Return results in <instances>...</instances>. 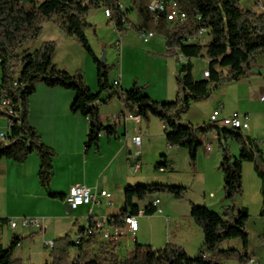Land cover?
<instances>
[{
  "label": "trees",
  "instance_id": "1",
  "mask_svg": "<svg viewBox=\"0 0 264 264\" xmlns=\"http://www.w3.org/2000/svg\"><path fill=\"white\" fill-rule=\"evenodd\" d=\"M129 1L132 7L126 10L120 7L119 0H89V3L93 7L104 4L110 9V18L120 34L126 33L131 27L140 33L154 32L165 39L168 56H176L178 51L189 58L187 63H179L177 96L172 101L156 100L137 84L132 89H120L114 81L111 83L109 67L96 55L85 33L88 23L84 11L71 0H58L47 10L38 7L33 0L30 7L24 4V0H0V97L5 94L10 96L18 112L8 140L0 139V160L13 159L21 163L31 154H37L40 159L39 182L46 189L51 185L56 152L42 140L37 129L29 122L30 97L39 83L75 92L71 111L81 113L88 119L86 150H98L102 134L119 136L118 125H106L96 105L100 101L107 102L118 97L128 112L146 121L151 117L161 120L165 126L167 143L173 147L187 148L195 164L203 145L199 133L211 132L216 125L211 122L197 125L184 123L183 115L190 111L194 103L209 99L223 83L248 77L254 68L251 59L264 55V12H257L253 7L244 8L241 0H175L179 10L187 15L185 21L175 24L169 23L163 12L158 17L151 13L149 0ZM131 9L137 11L138 24L129 19ZM46 21L56 22L66 35L74 38L92 57L97 67L98 91L93 92L82 74H71L56 65L55 41H45L39 48L22 55L18 53L29 41L41 35ZM201 29L204 32L199 35ZM206 34L211 38L202 43ZM197 57L208 60L206 70L209 76H204V72L202 78L195 76L192 59ZM224 69L228 71L227 74ZM230 138L239 143L238 157L231 155L225 145ZM219 141L223 149L220 168L224 174V201L233 203L235 197L241 194L243 163L253 162L262 183L260 215L264 216V153L260 141L244 134L241 129L230 128L221 129ZM163 157L157 162L156 169L170 168V160ZM187 191L188 187L183 185L129 184L124 191V208L107 221L108 225L123 227L128 215L138 214L141 202L156 197L160 192L183 200ZM143 210L146 214H153L157 207L150 201ZM190 214L204 235L203 248L196 256H190L184 247L171 242L161 249L136 243L127 257L119 258L114 246L103 241L98 252L93 254V245L97 243L96 231L88 235L83 228L78 242L69 234L56 239L44 264H221L218 259L208 258L205 249L215 250L223 242L232 239L242 241L243 251L236 248L220 249L219 255L224 258L236 257L242 264H248L252 257L247 252L250 215L246 207L236 209L232 204H224L223 211L218 212L206 205L191 203ZM87 226L95 228V221L90 218ZM259 238L264 241V235ZM21 241V235H14L9 246L4 247L0 238V264H23L22 259L15 257ZM73 246L79 247L75 260L70 256Z\"/></svg>",
  "mask_w": 264,
  "mask_h": 264
},
{
  "label": "crops",
  "instance_id": "2",
  "mask_svg": "<svg viewBox=\"0 0 264 264\" xmlns=\"http://www.w3.org/2000/svg\"><path fill=\"white\" fill-rule=\"evenodd\" d=\"M33 1L38 7L43 6L49 9L58 0L51 1L48 6H46L47 1ZM80 1L82 0H71L82 10ZM122 40L116 39L121 43L119 50L123 57L121 72L114 78V81L119 80V88H130L136 80L137 75L126 66L141 49V52H148V55L159 60L158 67L160 72H163L161 73L162 81L155 91L158 95H154L156 93L152 90L147 93L159 101L174 100L177 96L176 76L180 64L176 56L167 55L165 39L154 34L148 41H144L139 37L133 39L130 34H127ZM85 65L87 73L92 74L93 66L90 67L88 62ZM207 67L208 60H206ZM206 68L201 69L199 74L194 71L195 76L202 78ZM89 82V85L94 88L92 81ZM263 92L264 65L254 67L248 77L222 85L212 93L208 101L194 103L185 119L195 125L210 122L209 117L218 106H222L224 115L236 110L247 113L249 118L251 114L264 115V112L256 111L251 106L252 101L259 102ZM74 98L73 90L59 86L49 87L42 83L37 85L35 93L30 97L29 122L37 129L42 140L56 152L53 160V177L48 189L41 186L39 182L40 159L37 154H31L21 163L13 159L0 160L1 243L4 247H8L14 235H21L22 241L15 251V257L22 259L23 264H44L48 260L49 254L46 252L42 255L37 249L40 243L37 239L42 240L44 246L48 247L46 242L54 243L56 239L68 234L71 236V233H74L76 237L80 230L88 225L90 218L94 221L99 218L108 221L112 216L119 214L125 206L126 186L137 184L142 180V160H146L148 156L159 157L158 153L150 152L146 148L147 144L151 145L152 139L157 136L155 130L157 120L151 118L143 122L140 116L128 112L118 97L107 102L100 101L96 105L106 125H118L119 136L108 137L102 134L99 149L86 150L88 119L81 113L71 111ZM109 115L113 118L112 121H109ZM1 121L2 119L0 123ZM161 123L165 128L164 123L162 121ZM4 125L6 126V122ZM249 129L250 124L245 130L248 135L257 138L248 131ZM209 133L211 132L205 133L206 139L210 140L209 136H211L215 140L213 133ZM135 135L141 136L140 146L132 141ZM169 149L168 154L174 160L177 148L172 146ZM212 151L207 154L216 161L217 165L221 164L222 152L212 154ZM134 159L138 163L131 169ZM161 171L163 173L161 175L166 178L175 174V172H167V169ZM72 185L89 188L96 196L95 201L72 209L65 200ZM102 190L109 192L110 196L100 195ZM54 194L57 196H53ZM204 196L207 207L214 205L217 194L213 190L209 191L208 197L205 193ZM172 197L170 194L154 197L152 201L155 198L160 200L159 208L153 214L144 212L139 215V227L135 233L129 231L124 224L123 228L126 230L115 247V253L119 258L127 257L134 250L136 243L161 249L171 242L184 247L190 256H196L199 253L204 245V235L190 214V204L194 202ZM216 200L218 202V199ZM220 202L222 203V199ZM143 208L141 206V210ZM23 216L39 217L42 219V224L31 225L28 228H12L7 224V219H18ZM95 233L97 243L93 245V254L98 252L100 242L105 241L101 232ZM123 248L127 250L124 255H122ZM78 253L74 259L71 258L75 260ZM256 262L260 264L258 259Z\"/></svg>",
  "mask_w": 264,
  "mask_h": 264
},
{
  "label": "rangeland",
  "instance_id": "3",
  "mask_svg": "<svg viewBox=\"0 0 264 264\" xmlns=\"http://www.w3.org/2000/svg\"><path fill=\"white\" fill-rule=\"evenodd\" d=\"M47 1V0H44ZM51 1H47V5L51 4ZM81 6L83 7L85 19L88 23L85 27V33L89 39V42L96 53V55L102 60L105 58L104 62L109 67V81L112 83L114 81L115 75H118L121 72L122 68V52L116 47V39L122 40L127 34H130L132 38H140L142 40L141 33L135 28L131 27L126 33L120 34L115 29L112 19L106 15L104 4H101L100 7H93L90 5L89 0H82ZM31 0H24V4L27 7L31 6ZM119 3L122 5L123 9H129L132 7V4L129 0H119ZM242 6L244 8L253 7V0H241ZM41 5V4H40ZM43 10L48 8L43 7ZM129 19L134 24L139 23L138 15L136 9H131L128 13ZM158 35V34H157ZM158 37H163L158 35ZM210 36L206 34L202 43L208 42ZM55 41L56 50L54 53V62L56 65L61 68L69 71L71 74H82L86 84L93 90V92L98 91V79H97V67L93 62L92 57L88 52L72 37H69L64 33L60 26L54 21H46L43 23V30L41 35L29 41L25 46H23L18 53L20 55L34 51L39 48L45 41ZM123 42V40H122ZM143 42V41H142ZM123 45V43H122ZM139 47V46H138ZM108 51V54H107ZM158 59H155L148 55V52L143 53L141 49L136 52V55L132 58L131 61L127 64V69L132 70V73H135L136 80L133 81L132 86L127 89H132L135 84L140 87H143L146 91L152 90L153 93L158 89L160 81H162L161 73L158 67ZM194 64V71L196 74H199L201 69L206 68V59L197 57L192 59ZM86 62L93 66L92 74H88L86 70ZM251 63L254 64V67H261L264 65V55L258 56L255 60L251 59ZM227 70L224 69V73L227 74ZM0 77H1V67H0ZM138 77V78H137ZM89 81H92L94 88L89 85ZM231 82L227 81L222 85ZM221 85V86H222ZM220 86V87H221ZM219 87V88H220ZM218 88V89H219ZM217 90V89H216ZM215 90V91H216ZM214 92V91H213ZM154 95H158L157 93ZM162 101V100H161ZM172 101V100H166ZM208 101H202L206 102ZM201 102V103H202ZM251 106L254 110L264 112V103L259 100V102L252 101ZM205 109V108H204ZM191 110V109H190ZM240 111V110H238ZM190 112V111H189ZM189 112L183 115L182 122L189 123L186 120ZM241 113H245L240 111ZM112 121L113 118L111 115L108 117ZM156 121L155 130L157 136L152 139V144H147L146 148L150 152L155 151L159 156H148L146 160H142V180L137 184H170V185H183L188 187L186 198L191 200L198 205H206L204 202L205 196L204 193L209 196V191L213 190L217 194L218 202L214 203L210 208L212 211L222 212L224 204H232L236 209L241 207H246L249 212V221L247 225V231L249 233V246L247 252L251 257H255L259 260L260 264H264V241L260 240V236L264 235V216L260 215L262 208V192H261V179L258 177L254 163L246 161L243 164V179H242V192L241 194L235 197L233 203L229 201H224L225 190H224V174L220 168V164H216V161L207 154L204 146L202 145L198 151L197 160L194 164L190 158L189 150L184 147H175L177 148L175 159H171V155L168 154L169 146L165 139V128L163 127L161 120L156 117H151ZM150 118V119H151ZM250 131L253 135H256L257 139L260 141L262 149L264 148V115H252L249 118ZM143 122H147L143 119ZM202 123V122H201ZM5 120L2 119L0 125L2 128H5ZM244 134H247V130L242 129ZM212 133V132H211ZM209 133V134H211ZM209 139L213 143L212 154L223 152L220 141L212 139L209 136ZM229 142L225 145L228 147L231 155L238 157L240 153L239 143L236 139L230 138ZM160 151V152H159ZM167 156L172 160L170 168H167V172H175V174L169 177H163L160 169H156L158 161L164 159L162 156ZM155 155V154H154ZM157 159V160H156ZM169 159V160H170ZM133 166H130L132 169L138 163L136 159L132 160ZM220 161V160H219ZM218 163V162H217ZM220 163V162H219ZM217 166H213V165ZM163 194H168L160 192L157 196H163ZM155 197V196H154ZM154 197H150L146 202H141L140 205L144 207L148 204ZM173 198V197H172ZM222 199V203L219 201ZM183 199V200H185ZM72 239H75V234L71 233ZM40 243L37 245V249L41 251L42 255L46 252L49 254L51 247H45L42 240L37 239ZM227 248H236L240 251H243V243L240 239H232L230 241L223 242L215 250L205 249L206 255L208 258L218 259L221 264H242L238 258H224L219 255L220 249ZM126 248H123L122 255L126 253ZM79 252L78 246H73L70 250V256L74 259L75 255Z\"/></svg>",
  "mask_w": 264,
  "mask_h": 264
},
{
  "label": "built area",
  "instance_id": "4",
  "mask_svg": "<svg viewBox=\"0 0 264 264\" xmlns=\"http://www.w3.org/2000/svg\"><path fill=\"white\" fill-rule=\"evenodd\" d=\"M120 7L122 5L120 4ZM148 8L156 17L160 15V13H165L167 20L171 24H175L177 22H183L187 19L186 13L179 10L177 3L175 0H149ZM253 8L257 12H264V0H253ZM105 13L110 17V9L105 8ZM204 32V29L199 31V35ZM141 36L144 41H148L151 37L154 36L150 31L141 32ZM116 47L118 49L121 48L120 41H116ZM177 60L179 63H187L189 58L182 53L177 51L176 54ZM204 76H209V71H204ZM114 84L119 86V80L116 79ZM260 100L264 102V92L260 96ZM222 106H218L211 113L209 120L212 124L216 125V127L211 131L214 135V138L219 140L220 133L222 128H230V129H247L249 127V115L247 113H241L236 110L231 112L230 114L224 115L222 113ZM18 117V112L15 108V104L13 99L7 94L2 95L0 97V119H4L6 122L5 128L0 126V139L8 140V137L11 132V127L14 123V120ZM200 138L203 142V146L207 153H210L213 149V143L210 140H207L205 137V133H201ZM132 141L137 146L141 145V136L135 135L132 137ZM163 170V169H161ZM102 196H110V193L102 190L100 192ZM96 199L95 194L91 192V190L85 186L72 185L70 191L68 192L65 200L68 202L69 206L72 209L77 208L83 204L93 203ZM153 205L159 208L160 200L155 198L153 200ZM144 210H141L136 215H128L125 219V226L129 231L135 233L139 227L138 217L143 214ZM7 224L12 228L22 227L28 228L31 225L39 226L42 224V219L39 217H30L23 216L18 219L10 218L7 219ZM86 229V227L84 228ZM126 229L123 227H113L108 225V222L105 219L99 218L95 220V231L101 232V236L106 242H110L114 248L117 246V243L120 237L124 234ZM78 235V234H77ZM77 235L75 239H77ZM89 235V234H88ZM74 239V240H75ZM48 247L53 245V242H46ZM248 264H257L255 258H250Z\"/></svg>",
  "mask_w": 264,
  "mask_h": 264
},
{
  "label": "bare ground",
  "instance_id": "5",
  "mask_svg": "<svg viewBox=\"0 0 264 264\" xmlns=\"http://www.w3.org/2000/svg\"><path fill=\"white\" fill-rule=\"evenodd\" d=\"M150 33L155 34L154 32H150ZM93 231H95V228H93V227H91V226H87V227H86V230H85L86 233L90 234V233H92ZM79 240H80V234L77 235V239H76V241L78 242Z\"/></svg>",
  "mask_w": 264,
  "mask_h": 264
},
{
  "label": "water",
  "instance_id": "6",
  "mask_svg": "<svg viewBox=\"0 0 264 264\" xmlns=\"http://www.w3.org/2000/svg\"><path fill=\"white\" fill-rule=\"evenodd\" d=\"M104 60H105V58L103 57L102 61H104ZM256 159H257L258 162H260V159H259V157L257 155H256Z\"/></svg>",
  "mask_w": 264,
  "mask_h": 264
}]
</instances>
